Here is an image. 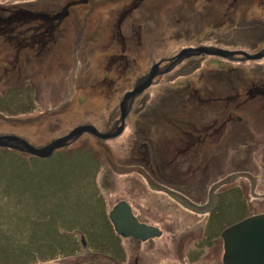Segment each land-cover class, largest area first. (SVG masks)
<instances>
[{
  "label": "rangeland",
  "instance_id": "obj_1",
  "mask_svg": "<svg viewBox=\"0 0 264 264\" xmlns=\"http://www.w3.org/2000/svg\"><path fill=\"white\" fill-rule=\"evenodd\" d=\"M70 1L0 0V9L58 12ZM86 1L68 6L69 31L50 56L16 45L0 51V135L41 147L78 125L116 130L123 95L153 64L161 70L189 47L237 54L198 55L156 77L133 99L114 138L84 133L49 158L0 148V264H176L180 257L194 263L203 255L184 252L207 243L220 256L223 230L264 211V96L240 95L227 105L241 118L227 121L232 132L201 142L203 126L218 124L217 109L208 104L214 98L196 101V89L199 74L215 65L231 64L246 81L264 79V56L243 60L238 53L264 51V18L249 14L251 0H236L225 22L220 15L231 0H138L118 30L123 44L102 34L116 32L111 24L129 0ZM220 97L224 102L228 94ZM183 160L188 164L175 169ZM119 201L161 237L140 242L116 234L108 213Z\"/></svg>",
  "mask_w": 264,
  "mask_h": 264
},
{
  "label": "flooded vegetation",
  "instance_id": "obj_2",
  "mask_svg": "<svg viewBox=\"0 0 264 264\" xmlns=\"http://www.w3.org/2000/svg\"><path fill=\"white\" fill-rule=\"evenodd\" d=\"M213 1H222V0H213ZM72 2L73 0H71L66 5H64L61 9H57L58 12H55V9H52V11L50 9H47L43 11L34 12L26 7L24 8L22 5L21 6L13 5L10 7L0 9V23L2 25V26L0 25V51L4 52L3 50L7 49L6 47H8V45H10L12 48H14L15 47L14 45H16L17 50H19L20 48V51L24 48L35 50V52L37 53V57L50 56L51 52H53V50L56 49L57 43L61 39L62 35H64L65 32L69 31L70 26L67 23L68 21L65 22V20L68 17H70L69 16L70 8L68 6H70L71 5L70 3ZM86 2L87 1L84 0V2H80L79 4L80 5L86 4ZM128 2L129 5L126 4L122 7V9H120L121 11L119 12L118 17L116 18V25H114L113 23L111 24V26L116 28V32H114L112 28L110 30L111 37H109V31H106V35L102 34L103 36L102 38H105L104 40H108V42L109 40H112L113 42L117 40V41H122L124 44V37L118 30L121 26L122 21H124L128 17L127 16L128 13H131V11L129 10H131V7L135 8L138 0H129ZM248 3H249L248 7L250 10L249 11L250 15H259L264 18V0H260L259 1L260 4H255V5H254L255 0H251ZM225 5H228V7L220 15L221 20H223V22L227 20L228 16L234 14L232 13L233 9L238 8L236 0H231V2L228 4L226 2ZM251 6L253 7L250 8ZM15 9L17 12H19L20 17H25V14L27 12L39 14L40 15L39 20L38 21L23 20L20 21V23L18 24H14ZM258 11H262L263 14H261ZM62 15H64V17H62ZM78 20L79 19L77 18L76 22H74L73 19L72 23L70 24L76 25L75 23H79ZM79 26L81 28V24ZM104 27L105 26L103 25L100 26V28L103 29ZM96 30L99 31V29ZM28 42L29 43L32 42V43L28 46ZM229 65L230 66H227L225 68L215 65L213 66V68L209 70V72L207 71V73L199 74V79H198L199 86H197L196 89L198 99L196 101H198L201 105H208L210 103H214L215 108L217 109V118H216L217 121L216 120L215 121L218 123L217 126H212L215 127L214 130H212L213 128L211 127L210 130L212 131L208 130V127L203 126L202 131L200 132L202 134L200 135V138L198 137L199 138L198 140H200L201 142H204L205 136L212 135L213 132H222L225 130V128L229 129V132H232V126L231 127L228 126L227 121H229L230 123H232L233 120L240 122L241 118L236 116L234 117L233 114H235L236 112L234 113V109H231V107L228 108L227 105L234 104L235 102L239 101L240 95L247 93L248 95H250V97H255L254 95L258 96V94L261 93L262 96H264V79L259 78L256 79L255 81H246V78L243 77L242 74H240V71L235 70L231 64ZM5 72L7 74H12V71L8 68V63ZM207 74L211 76H208ZM210 77H212L213 80H210ZM103 79L105 81L106 78ZM237 79L241 81L240 86L237 85ZM218 91L220 92L221 95L224 93L228 94V97L224 100V102L220 100L221 95L218 94L216 95L215 92ZM204 95L205 97H203ZM208 99H213V100L208 104H206L204 101ZM187 100L189 99H182V102H185ZM236 106L240 108L242 105L236 104ZM228 111L229 113L226 115L228 116V119L220 123L219 122L220 117L225 116V112ZM202 135L204 136L202 137ZM189 149L190 148L188 147L187 151H189ZM187 151L184 150L182 152L187 153ZM205 233L206 232L203 233L202 238L204 237ZM196 245H194L191 249H188L184 253L186 254L188 251L191 250H192L191 252L198 250L199 253L203 255L202 257L195 258L194 263H191L189 261L190 258H186L185 260L186 263H185L184 258L180 257L178 258L179 262H177L176 264H223V260H222L223 246L220 256L216 257V256H212L215 255V252L212 253L211 251V247H213L211 243H207L205 245L198 244V247H195ZM180 260L182 261V263H180Z\"/></svg>",
  "mask_w": 264,
  "mask_h": 264
},
{
  "label": "water",
  "instance_id": "obj_3",
  "mask_svg": "<svg viewBox=\"0 0 264 264\" xmlns=\"http://www.w3.org/2000/svg\"><path fill=\"white\" fill-rule=\"evenodd\" d=\"M238 53L246 56L243 60L259 59L264 56V51L255 56ZM202 54L230 58L237 52H227L220 48L205 46L189 47L181 50L175 57L168 59L169 63L161 70L158 68L160 63L153 64L149 72L136 80L132 89L123 95L119 104L121 126L116 130L100 133L90 124L78 125L71 129L68 134L55 138L41 147H35L16 135H0V148L12 149L38 158H48L55 150L66 146L70 141L76 140L84 133H89L99 139L114 138L123 131L125 118L136 96L149 88L156 77L168 73L183 60ZM108 218L115 233L124 238L146 241L161 235V231L157 227L139 221L126 201L117 202L108 213ZM221 235L223 264H264V213L255 214L234 223L224 229Z\"/></svg>",
  "mask_w": 264,
  "mask_h": 264
},
{
  "label": "trees",
  "instance_id": "obj_4",
  "mask_svg": "<svg viewBox=\"0 0 264 264\" xmlns=\"http://www.w3.org/2000/svg\"><path fill=\"white\" fill-rule=\"evenodd\" d=\"M14 17L16 18V19L14 18V21H15L14 24H18V23H20V21H23V20H26V21H28V20L38 21L40 15H39V14H36V13H32V12H27V13L25 14V17H20L19 12H17L16 9H15V16H14ZM1 18H2V17H1ZM6 22H7V21H6ZM6 22H5V23H6ZM185 60H188V62H191V61H192L191 58H188V59H185ZM185 60H184V61H185ZM184 61H183V62H184ZM190 67H191V69H190L191 72H192V71L194 72V71L197 70V68H198V67L195 66V65L190 66ZM190 70H189L185 75L189 74V73H190ZM167 74H168V73H167ZM133 103H134V102H133ZM20 153H21V152H20ZM54 153H55V152H54ZM54 153H53V154H54ZM24 154H26V153H24ZM53 154H52V155H53ZM28 155H30V154H28ZM52 155H51V156H52ZM31 156H32V155H31ZM49 157H50V156H49ZM49 157H48V158H49ZM188 159H190V157H189ZM188 159H187V160H188ZM187 160H183L182 163L175 164V169H178V170H179V169H180V168H179L180 165L183 164V163H187V164H188V162H186ZM179 172L181 173L182 170H180ZM183 173H186V172H183ZM180 177H181V179H183L185 176L181 174ZM201 213H202V212H201ZM111 225H112V224H111ZM112 227H113V226H112ZM223 227H224V226H222L221 229H222ZM113 230H114V229H113ZM114 232H115V231H114Z\"/></svg>",
  "mask_w": 264,
  "mask_h": 264
},
{
  "label": "bare ground",
  "instance_id": "obj_5",
  "mask_svg": "<svg viewBox=\"0 0 264 264\" xmlns=\"http://www.w3.org/2000/svg\"><path fill=\"white\" fill-rule=\"evenodd\" d=\"M264 212V211H263ZM263 212H261V213H263ZM261 213H258V214H261Z\"/></svg>",
  "mask_w": 264,
  "mask_h": 264
}]
</instances>
